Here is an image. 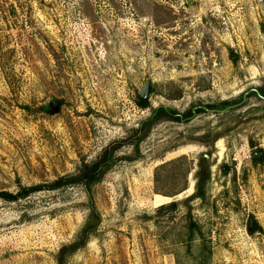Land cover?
<instances>
[{"label": "rangeland", "instance_id": "374dc122", "mask_svg": "<svg viewBox=\"0 0 264 264\" xmlns=\"http://www.w3.org/2000/svg\"><path fill=\"white\" fill-rule=\"evenodd\" d=\"M160 108L194 114L136 146ZM127 139L90 192L0 200V264H58L91 199L99 224L65 264H264V0H0V192L49 186Z\"/></svg>", "mask_w": 264, "mask_h": 264}, {"label": "trees", "instance_id": "16d2710c", "mask_svg": "<svg viewBox=\"0 0 264 264\" xmlns=\"http://www.w3.org/2000/svg\"><path fill=\"white\" fill-rule=\"evenodd\" d=\"M137 104L142 109L149 108V101L148 99L144 102L137 101ZM52 107L48 105L46 109L50 110ZM194 112L190 109L186 113H178L176 111H167L164 108H160L155 110L152 114V118L148 119L147 121L143 122L138 129L133 131L132 138L135 139L136 146L138 145V141L144 139L151 127V124L155 121H173V122H180L182 120H189L193 117ZM130 137V138H131ZM130 140H124L121 142L113 143L112 145L108 146L104 149L103 153L92 163H85L83 164L75 174L68 175L65 177H61L55 182H53L49 186H33V187H25L19 186V191L16 193L3 191L0 192V200L6 202H18L23 199H27L31 194L40 192L44 190V188H50L51 190H58L62 187L71 186V185H82L85 187L87 191L90 192L91 188L99 183L105 174L110 170V168L115 164L116 158L115 154L118 150L122 148L123 144L128 143ZM181 159H177L171 161L169 163H164L156 168L155 170V184L158 186L163 178V171L169 165H176L181 163ZM181 165V164H180ZM184 177L187 178V174L184 173ZM196 185H195V193L193 198H201L204 199L207 186L211 180V171H210V164L206 157L201 156L199 159V170L196 172L195 175ZM91 198V195H90ZM91 216L93 218V222L88 224L80 234L78 241L64 246L57 257L58 264H65L66 257L68 254L74 253L75 251L84 248L92 236L95 233V230L99 224L100 216L97 212L93 200L91 199ZM176 204H172L170 207H175ZM165 208V205L160 206V209ZM257 231V227H254V232Z\"/></svg>", "mask_w": 264, "mask_h": 264}, {"label": "water", "instance_id": "95a60500", "mask_svg": "<svg viewBox=\"0 0 264 264\" xmlns=\"http://www.w3.org/2000/svg\"><path fill=\"white\" fill-rule=\"evenodd\" d=\"M149 92H150V85L149 84H146L144 86V88L139 93V100H140V102H144L145 100L148 99ZM193 192H194V190H193ZM253 223H254L253 220H250L249 227H248V229H249L250 232H252V230H253Z\"/></svg>", "mask_w": 264, "mask_h": 264}, {"label": "bare ground", "instance_id": "6f19581e", "mask_svg": "<svg viewBox=\"0 0 264 264\" xmlns=\"http://www.w3.org/2000/svg\"><path fill=\"white\" fill-rule=\"evenodd\" d=\"M158 204V203H157Z\"/></svg>", "mask_w": 264, "mask_h": 264}]
</instances>
